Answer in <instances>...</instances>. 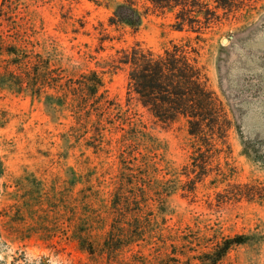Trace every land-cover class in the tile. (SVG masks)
I'll return each instance as SVG.
<instances>
[{"label": "rangeland", "instance_id": "rangeland-1", "mask_svg": "<svg viewBox=\"0 0 264 264\" xmlns=\"http://www.w3.org/2000/svg\"><path fill=\"white\" fill-rule=\"evenodd\" d=\"M109 15L87 0H0L2 48L14 46L22 56L16 67L0 51V264H123L131 252L112 258L100 251L120 167L146 184L150 170L170 179L189 163L184 122L155 123L133 97L128 100L123 71L104 75L101 92L112 108L105 113L50 107V89L32 98L15 86L27 78L35 54L38 69L47 67L46 76L62 75L65 83L106 72L108 57L134 42L161 52L195 36L175 31L169 14L150 12L136 33L108 28ZM106 35L114 39L100 49ZM203 39L194 44L198 61L231 122L226 142L217 145L219 162L230 185H254L264 196V0L246 2ZM212 178L197 184L194 194L168 198L164 234L183 236L196 252L246 235V244L219 264H264V197L225 200L217 194L226 184H211ZM87 245L93 255L81 249Z\"/></svg>", "mask_w": 264, "mask_h": 264}, {"label": "trees", "instance_id": "trees-1", "mask_svg": "<svg viewBox=\"0 0 264 264\" xmlns=\"http://www.w3.org/2000/svg\"><path fill=\"white\" fill-rule=\"evenodd\" d=\"M87 1L110 11L106 24L115 31L128 29L136 33L150 12H159L171 15V27L175 31L195 36L184 42H170L161 52L134 42L108 57L104 62L106 72L89 71L75 79L71 77L65 83L62 75L51 79L46 76L47 67L38 69L40 56L35 54L30 59L27 78L15 86L28 92L32 98L44 95L45 89H50L52 94L45 96L50 107H67L70 112L81 115L93 109L105 113L112 108L101 92L105 87L104 75L123 71L126 73L128 100L133 97L155 123L184 122L192 153L181 172H176L170 179H165V175L157 179L156 173L150 170L144 177L152 180L140 184L133 179L134 170L125 164L120 167L110 204L111 222L100 251L112 258L124 251L131 252L129 260L123 264H219L233 247L245 245L248 237L223 238L210 250L196 252L188 250L186 245L189 242L183 236L164 234V216L168 198L177 192H181L182 197L194 194L197 184L210 175H213L211 184H226L224 194H217L225 200L264 197L257 186L227 182L229 179L219 162L217 145L226 142L231 122L221 101L208 86L205 70L198 61V49L194 46L204 42V34L251 0ZM113 39L106 35L100 40V49L104 41ZM0 51L8 56L11 65H21L22 56L16 47L2 48L0 42ZM87 121L84 120L85 124L89 123ZM3 171L0 162V178ZM181 176L184 181L180 180ZM78 243L81 246L80 239ZM81 249L89 255L94 254L89 245Z\"/></svg>", "mask_w": 264, "mask_h": 264}]
</instances>
